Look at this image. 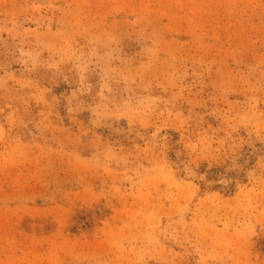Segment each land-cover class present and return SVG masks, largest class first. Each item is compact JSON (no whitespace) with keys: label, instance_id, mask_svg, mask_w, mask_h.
<instances>
[{"label":"rangeland","instance_id":"obj_1","mask_svg":"<svg viewBox=\"0 0 264 264\" xmlns=\"http://www.w3.org/2000/svg\"><path fill=\"white\" fill-rule=\"evenodd\" d=\"M0 264H264V0H0Z\"/></svg>","mask_w":264,"mask_h":264}]
</instances>
